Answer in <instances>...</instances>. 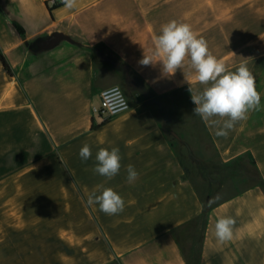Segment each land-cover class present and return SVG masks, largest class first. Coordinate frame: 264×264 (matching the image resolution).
I'll use <instances>...</instances> for the list:
<instances>
[{
	"label": "crops",
	"instance_id": "crops-1",
	"mask_svg": "<svg viewBox=\"0 0 264 264\" xmlns=\"http://www.w3.org/2000/svg\"><path fill=\"white\" fill-rule=\"evenodd\" d=\"M170 20L191 25L229 70L246 63L261 94L259 109L226 138L195 115L220 164L251 160L258 179L212 206L154 111L132 107L100 124L91 112L102 89L116 78L124 84L121 65L140 79L163 78L166 90L185 89L195 107L189 88L206 86L187 59L173 75L158 60L138 63ZM52 34L62 37L58 44L33 47ZM101 54L110 56L98 68ZM0 55L10 68L0 63V247H12L13 262L187 264L179 233L202 222L199 264H264V0H76L73 9L61 0H0ZM84 143L93 153L87 162L79 157ZM100 147H119L122 156L120 174L107 183L93 172ZM128 164L139 173L131 184ZM101 184L124 198L122 213L87 204ZM225 216L236 223L232 239L220 243L214 226Z\"/></svg>",
	"mask_w": 264,
	"mask_h": 264
},
{
	"label": "clouds",
	"instance_id": "clouds-1",
	"mask_svg": "<svg viewBox=\"0 0 264 264\" xmlns=\"http://www.w3.org/2000/svg\"><path fill=\"white\" fill-rule=\"evenodd\" d=\"M68 9H73L76 0H61ZM155 48L150 55L143 54L138 62L142 66L154 65L159 61L162 73L173 75L182 69L185 60L194 71L197 83L206 87L199 93L189 91L195 107L192 114L199 116L210 128H215L214 135L227 137L237 122L245 121L251 111L261 105V94L257 90L255 76L246 63H241L234 70L210 50L207 41L199 37L188 23L170 20L161 26V31L154 40ZM185 77V76H184ZM125 108L127 104L124 105ZM79 157L87 162L92 159L91 146L84 143L79 149ZM122 156L119 147H100L95 153L93 172L104 178L105 183L120 174ZM128 183H134L139 173L134 165L126 166ZM89 206L98 205L105 215L113 216L125 209V200L113 188L98 186L87 197ZM236 220L231 216L220 217L215 223V237L220 243L232 239Z\"/></svg>",
	"mask_w": 264,
	"mask_h": 264
},
{
	"label": "rangeland",
	"instance_id": "rangeland-1",
	"mask_svg": "<svg viewBox=\"0 0 264 264\" xmlns=\"http://www.w3.org/2000/svg\"><path fill=\"white\" fill-rule=\"evenodd\" d=\"M67 43L75 46L85 45V42L81 44L71 40H68ZM101 56L108 58L107 56L110 55L101 54ZM105 64L107 63L101 60L97 66L102 68L101 66H105ZM147 79L141 78V81H138L139 85L137 84L138 90L136 92H127L121 85L120 78H116L113 85H118L123 89L130 108L151 109L156 113L158 122L171 132L168 133L169 141L174 144L185 171L195 188L201 195L204 191H206V195L210 193L206 205L218 204L234 196L240 190L247 189L257 183V174L249 163H238L229 167L220 164L213 147L203 134L199 120L192 114V104L185 89L166 90L167 83L163 78L160 80ZM109 80V78H104L101 83ZM99 105L100 98L94 97L91 99V112L93 117L99 121L98 123L113 120L114 118L104 119L98 115L97 108ZM121 116H118V118ZM241 178H243V182L240 181ZM25 188L27 189V187ZM206 195L203 198H206ZM20 200L23 201V198H20ZM39 200L41 198L36 197L30 199V202ZM198 233V224H191L179 233L181 249L185 256L189 257L197 254V248H194V244L199 239ZM13 236L15 235L13 234L10 238ZM25 237H30V234L25 235ZM39 248L43 249L44 247ZM12 251L11 246L5 247L4 250L0 247V264H17L11 258L10 252Z\"/></svg>",
	"mask_w": 264,
	"mask_h": 264
},
{
	"label": "built area",
	"instance_id": "built-area-1",
	"mask_svg": "<svg viewBox=\"0 0 264 264\" xmlns=\"http://www.w3.org/2000/svg\"><path fill=\"white\" fill-rule=\"evenodd\" d=\"M99 98L100 105L97 108V113L104 119L118 117L130 109L129 101L123 89L118 85H111L102 89ZM125 104H127L128 108L124 107Z\"/></svg>",
	"mask_w": 264,
	"mask_h": 264
},
{
	"label": "trees",
	"instance_id": "trees-1",
	"mask_svg": "<svg viewBox=\"0 0 264 264\" xmlns=\"http://www.w3.org/2000/svg\"><path fill=\"white\" fill-rule=\"evenodd\" d=\"M52 8H56V5L53 4L52 7H51V9ZM13 25H14L17 33H19L20 35H22L23 34V30L21 29V27H19L17 24H14V23H13ZM102 59L105 60V61H108L107 58L102 57ZM0 63L2 64L3 68L5 69V71L8 74H10L9 65L7 64L6 60L4 59V57L2 55H0ZM113 64H115V63H113ZM121 68H122V71H123V74H124V77H125L124 78L123 87L126 89L127 92H136L138 90V87L137 86L139 85L138 81H141L140 78H137V77L133 76L131 74V71L128 68V66L126 68L125 65H121ZM166 132L167 133H171L168 130ZM249 164H250L251 167L254 166V164H253V162L251 160L249 161ZM209 197H210V193H207L206 198H205V204L207 203V200H208ZM205 213H206V209H205L204 214ZM193 224L195 225V224H197V222L196 223L193 222ZM198 231H199V233H198L199 239H197V241L194 244V248L195 249L197 248V254L194 255V256L191 255L189 257L185 256V258L187 259V264H199V260H200V247H201V241H202V222L200 224V228H198Z\"/></svg>",
	"mask_w": 264,
	"mask_h": 264
},
{
	"label": "flooded vegetation",
	"instance_id": "flooded-vegetation-1",
	"mask_svg": "<svg viewBox=\"0 0 264 264\" xmlns=\"http://www.w3.org/2000/svg\"><path fill=\"white\" fill-rule=\"evenodd\" d=\"M61 37L58 34H52L44 39H41L39 42H36L33 47L34 48H40L41 44H46V43H55V41L57 42ZM53 45V44H51Z\"/></svg>",
	"mask_w": 264,
	"mask_h": 264
},
{
	"label": "water",
	"instance_id": "water-1",
	"mask_svg": "<svg viewBox=\"0 0 264 264\" xmlns=\"http://www.w3.org/2000/svg\"><path fill=\"white\" fill-rule=\"evenodd\" d=\"M61 38H62V37H61ZM38 42H39V41H38ZM57 42H58V41H57ZM57 42L55 41V43L41 44V47H40V48H48V47L54 46ZM51 44H53V45H51Z\"/></svg>",
	"mask_w": 264,
	"mask_h": 264
}]
</instances>
